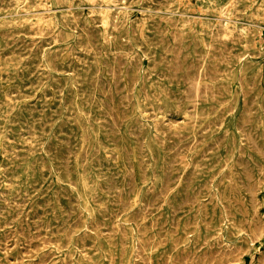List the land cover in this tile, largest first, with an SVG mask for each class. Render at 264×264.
Wrapping results in <instances>:
<instances>
[{
    "label": "rangeland",
    "instance_id": "1",
    "mask_svg": "<svg viewBox=\"0 0 264 264\" xmlns=\"http://www.w3.org/2000/svg\"><path fill=\"white\" fill-rule=\"evenodd\" d=\"M0 36V264H264V0H0Z\"/></svg>",
    "mask_w": 264,
    "mask_h": 264
},
{
    "label": "bare ground",
    "instance_id": "2",
    "mask_svg": "<svg viewBox=\"0 0 264 264\" xmlns=\"http://www.w3.org/2000/svg\"><path fill=\"white\" fill-rule=\"evenodd\" d=\"M228 9V8H227ZM200 10V9H199ZM201 12V11H200ZM205 12V11H204ZM123 14V13H122ZM29 18V17H28ZM180 19V18H179ZM140 21V20H139ZM170 22V21H169ZM191 22V21H190ZM222 22V21H221ZM226 22V21H225ZM193 24V23H192ZM195 24V23H194ZM34 25V24H33ZM117 25V24H116ZM212 26V25H211ZM108 27V26H107ZM177 27H178V25H177ZM183 27V26H182ZM189 27V26H188ZM143 29V28H142ZM236 29V28H235ZM43 31V30H42ZM184 31V30H183ZM39 32V31H38ZM218 32V31H217ZM11 33V32H10ZM61 33V32H60ZM91 33V32H90ZM228 33H229V31H228ZM240 33V32H239ZM249 33V32H248ZM39 34V33H38ZM63 34V33H62ZM43 35V34H42ZM60 35V34H59ZM100 35V34H99ZM186 35V34H185ZM7 36V35H6ZM137 36V35H136ZM1 37V36H0ZM102 37V36H101ZM141 37V36H140ZM165 37H167V36H165ZM176 37V36H175ZM219 37V36H218ZM88 38V37H87ZM106 38V37H105ZM174 38V37H173ZM176 39V38H175ZM244 39H245V37H244ZM55 40V39H54ZM63 40V39H62ZM220 40V39H219ZM234 40V39H233ZM232 41V40H231ZM62 42V41H61ZM89 42V41H88ZM111 42V41H110ZM105 43V42H104ZM56 44V43H55ZM114 44V43H113ZM181 45V44H180ZM105 47V46H104ZM201 47V46H200ZM202 48V47H201ZM92 49V48H91ZM178 50V49H177ZM203 50V49H202ZM60 53V52H59ZM175 53V52H174ZM180 53H182V52H180ZM115 54V53H114ZM119 55V54H118ZM72 56V55H71ZM176 56V55H175ZM174 56V57H175ZM120 57V56H119ZM121 58V57H120ZM167 58V57H166ZM177 58H179V57H177ZM1 59V58H0ZM115 59V58H114ZM117 59V58H116ZM122 59V58H121ZM135 60V59H134ZM179 60V59H178ZM56 61H57V59H56ZM180 61V60H179ZM10 62H12V61H10ZM178 62V61H177ZM179 63V62H178ZM119 64H120V62H119ZM61 65V64H60ZM122 66V65H121ZM120 66V67H121ZM205 66V65H204ZM171 68V67H170ZM104 71H105V69H104ZM121 71V70H120ZM22 72V71H21ZM119 72V71H118ZM183 73V72H182ZM2 74V73H1ZM50 74V73H49ZM23 75V74H22ZM113 75H114V73H113ZM117 75V74H116ZM110 76V75H109ZM223 76V75H222ZM122 77V76H121ZM201 77V76H200ZM49 78V77H48ZM115 79V78H114ZM129 79V78H128ZM144 79V78H143ZM170 79V78H169ZM201 79V78H200ZM61 80V79H60ZM168 80V79H167ZM174 80H176V81H178L177 79H174ZM173 81V80H172ZM222 81V80H221ZM122 82V81H121ZM125 82V81H124ZM42 83V82H41ZM55 83V82H54ZM57 83V82H56ZM115 84V83H114ZM187 84V83H186ZM191 84V83H190ZM196 84V83H195ZM117 86V85H116ZM193 86H194V84H193ZM196 86V85H195ZM197 86H198V84H197ZM194 88V87H193ZM209 88V87H208ZM203 89H204V87H203ZM223 89H224V87H223ZM191 90V89H190ZM195 90V89H194ZM112 91V90H111ZM110 91V92H111ZM134 91V90H133ZM205 91V90H204ZM209 91V90H208ZM211 91V90H210ZM130 92V91H129ZM193 92V91H192ZM243 92V91H242ZM117 93H119V92H117ZM183 93V92H182ZM102 94H104V93H102ZM211 94V93H210ZM113 95V94H112ZM145 95H147V94H145ZM192 95V94H191ZM196 95V94H195ZM202 95H203V93H202ZM212 95V94H211ZM103 96V95H102ZM194 96V95H193ZM213 96V95H212ZM105 97V96H104ZM191 97V96H190ZM195 97V96H194ZM201 98V97H200ZM148 99V98H147ZM195 99H196V97H195ZM257 99V98H256ZM6 100V99H5ZM97 100V99H96ZM197 100V99H196ZM195 100V101H196ZM202 101V100H201ZM216 101V100H215ZM214 101V102H215ZM221 104V103H220ZM13 105V104H12ZM104 105V104H103ZM195 106H197L196 104H194ZM201 105V104H200ZM101 106V105H100ZM178 108V107H177ZM195 110V109H194ZM211 110H213V109H211ZM14 111V110H13ZM181 111V110H180ZM220 111V110H219ZM205 114V113H204ZM218 115V114H217ZM208 118V117H207ZM200 119V118H199ZM204 119H206V118H204ZM4 120V119H3ZM202 120V119H201ZM223 122V121H222ZM193 123V122H192ZM197 123V122H196ZM88 124V123H87ZM107 124V123H106ZM158 124V123H157ZM264 126V125H263ZM193 127V126H192ZM222 127V126H221ZM196 128V127H195ZM221 130V129H220ZM227 134V133H226ZM88 136V135H87ZM133 137V136H132ZM85 143H86V141H85ZM163 143V142H162ZM235 143V142H234ZM163 147V146H162ZM99 148V147H98ZM131 149V148H130ZM253 151V150H252ZM124 152H126V151H124ZM132 152H133V150H132ZM219 152V151H218ZM107 154V153H106ZM88 158V157H87ZM86 158V159H87ZM140 158V157H139ZM91 159H92V157H91ZM118 160V159H117ZM227 161V160H226ZM57 162V161H56ZM99 162V161H98ZM59 163V162H58ZM96 165V164H95ZM100 165V164H99ZM187 165V164H186ZM87 166V165H86ZM130 168V167H129ZM134 168V167H133ZM52 169V168H51ZM91 170V169H90ZM199 170V169H198ZM201 170V169H200ZM135 174V173H134ZM201 175V174H200ZM199 177V176H198ZM125 183V182H124ZM73 185V184H72ZM101 186V185H100ZM99 186V187H100ZM107 192H109V191H107ZM114 193V192H113ZM132 194H134V193H132ZM95 195H97V194H95ZM126 195V194H125ZM123 198V197H122ZM79 199V198H78ZM114 199V198H113ZM226 202V201H225ZM112 205V204H111ZM113 206V205H112ZM124 206H126V205H124ZM123 206V207H124ZM252 208H253V206H252ZM234 209V208H233ZM163 210V209H162ZM249 210V209H248ZM255 210V209H254ZM104 212V211H103ZM255 213V212H254ZM242 214V213H241ZM200 215V214H199ZM247 215H248V213H247ZM243 216V215H242ZM249 216V215H248ZM249 223V222H248ZM257 223H258V221H257ZM119 225V224H118ZM124 225V224H123ZM256 225V224H255ZM121 226H122V224H121ZM249 227H251V226H249ZM118 229V228H117ZM115 230V229H114ZM234 230V229H233ZM245 230V229H244ZM249 230H251V229H249ZM138 231V230H137ZM220 231V230H219ZM222 232V231H221ZM254 232V231H253ZM260 232H261V229H260ZM259 233V232H258ZM256 234H257V230H256ZM114 235V234H113ZM124 236V235H123ZM221 236V235H220ZM255 236V235H254ZM102 237V236H101ZM126 237V236H125ZM145 237V236H144ZM222 238V237H221ZM150 239V238H149ZM254 239V238H253ZM259 239V238H258ZM151 240V239H150ZM219 240H220V238H219ZM71 241V240H70ZM168 241V240H167ZM221 241V240H220ZM255 241V240H254ZM257 241V240H256ZM179 242V241H178ZM201 242V241H200ZM218 242V241H217ZM126 243H127V241H126ZM143 244V243H142ZM148 244V243H147ZM150 244V243H149ZM144 245V244H143ZM219 245V244H218ZM145 246V245H144ZM149 246V245H148ZM194 246V245H193ZM229 246V245H228ZM124 247V246H123ZM177 248V247H176ZM126 249V248H125ZM214 249V248H213ZM218 249V248H217ZM209 250V249H208ZM81 253V252H80ZM126 253V252H125ZM137 253V252H136ZM138 253H141V252H138ZM143 255V254H142ZM138 257H139V255H138ZM64 261V260H63ZM123 261V260H122ZM171 262V261H170ZM169 262V263H170Z\"/></svg>",
    "mask_w": 264,
    "mask_h": 264
}]
</instances>
